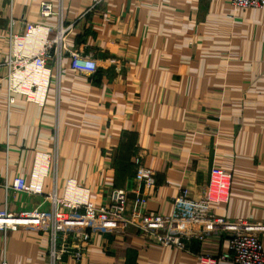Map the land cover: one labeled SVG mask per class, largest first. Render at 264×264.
<instances>
[{"label":"crops","instance_id":"0c3cea01","mask_svg":"<svg viewBox=\"0 0 264 264\" xmlns=\"http://www.w3.org/2000/svg\"><path fill=\"white\" fill-rule=\"evenodd\" d=\"M41 1L0 0V62L11 19L18 34L27 23H57L55 15H42ZM62 4L66 21H77L73 44L92 52L99 69L80 77L65 57L59 106L54 80L45 105L18 96L10 108L3 98L6 80L0 81V207L48 211L47 194L56 189L63 196L74 179L93 201L124 189L130 214H167L182 188L201 197L212 168L220 167L232 171V180L217 214L264 220V8H235L230 0ZM37 151L52 158L44 194L6 191L4 178L30 179ZM135 155L156 172L145 204L136 202L144 187ZM228 242L215 235L182 251L162 247L130 225L121 235L94 236L82 262L67 258L62 264H202L200 255H217ZM46 247L45 239L24 229L0 234V256L5 249L10 264H49Z\"/></svg>","mask_w":264,"mask_h":264},{"label":"built area","instance_id":"2783aa9c","mask_svg":"<svg viewBox=\"0 0 264 264\" xmlns=\"http://www.w3.org/2000/svg\"><path fill=\"white\" fill-rule=\"evenodd\" d=\"M235 8H264V0H230ZM59 8L50 0L41 1L44 17L56 16L55 25L27 23L24 34H18L9 24L8 51L0 68L6 73L7 92L3 98L10 108L18 96L27 101L45 105L52 80L59 106L62 82V62L70 58V67L80 77L90 78L99 69L92 52H84L74 43L77 21L67 22L62 0ZM84 12L81 17L85 16ZM54 157L60 149V126H56ZM9 151V146L7 147ZM49 153L37 151L34 156L30 179L24 174L17 175L12 183L4 178L2 186L6 191L42 195L44 178L51 163ZM136 178L144 189L136 202H147L148 190L155 182V170L146 165L140 155H135ZM232 171L212 168L209 181L201 197L191 196L189 189L182 188L173 199L167 214L128 212V195L124 189H113L106 201L96 202L90 198V190L76 180L69 179L63 196L56 189L47 194L52 201L51 209L11 210L7 205L0 207V234L26 230L30 235L45 239L49 264H62L67 258L82 262L88 254L94 236L121 235L126 228L134 225L146 237L153 238L162 247L175 246L188 250L192 241L220 235L228 236V248L217 255L199 256L202 264H218L229 261L232 264H264V220L253 221L246 218H226L217 214L218 206L229 199ZM0 264H10L3 249Z\"/></svg>","mask_w":264,"mask_h":264}]
</instances>
